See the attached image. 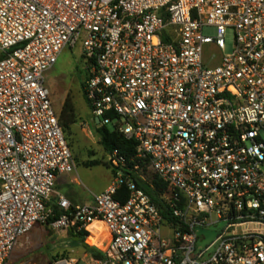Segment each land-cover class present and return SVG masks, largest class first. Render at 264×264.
Masks as SVG:
<instances>
[{
	"label": "built area",
	"instance_id": "built-area-1",
	"mask_svg": "<svg viewBox=\"0 0 264 264\" xmlns=\"http://www.w3.org/2000/svg\"><path fill=\"white\" fill-rule=\"evenodd\" d=\"M77 45L91 123L133 141L136 163L115 149L110 184L55 219L57 177L76 170L45 76ZM142 165L166 209L133 180L150 184ZM49 222L102 225L90 264H264V233L237 231L264 227V0H0V264Z\"/></svg>",
	"mask_w": 264,
	"mask_h": 264
},
{
	"label": "rangeland",
	"instance_id": "rangeland-1",
	"mask_svg": "<svg viewBox=\"0 0 264 264\" xmlns=\"http://www.w3.org/2000/svg\"><path fill=\"white\" fill-rule=\"evenodd\" d=\"M204 33L215 37L216 29L206 27ZM233 47L234 32L228 29L225 34L224 54H231ZM212 56L215 59L210 66L220 64L221 53L214 46L205 45L203 47L204 60L209 61ZM85 75L86 60L82 56L80 46L77 45L75 48H67L63 51L55 67L45 76V86L50 91L53 107L58 114L68 97L74 104L77 120L71 126L69 133H71V150L75 160V170L78 172L77 183L72 184L71 187H63L62 190L75 192L80 195L81 200L86 201L91 200V193H99L107 185L112 168H108L109 155L100 142L98 128L101 127L91 123V111L82 90ZM107 128L111 130V126ZM95 162H100V164L95 165ZM87 232L89 236L92 235L91 232ZM210 234L212 237V233ZM75 244V239L71 236L69 229L56 228L52 226V222L40 223L21 239L11 255L9 264H54L56 261L65 259H74L76 264H87L83 256L77 257V251L89 257L91 254Z\"/></svg>",
	"mask_w": 264,
	"mask_h": 264
},
{
	"label": "trees",
	"instance_id": "trees-1",
	"mask_svg": "<svg viewBox=\"0 0 264 264\" xmlns=\"http://www.w3.org/2000/svg\"><path fill=\"white\" fill-rule=\"evenodd\" d=\"M84 82V80H83ZM83 87V83H82ZM59 120L63 127V131L67 142L71 148V140L70 136L71 133V126L76 123L77 116L74 104L70 97H68L61 109L59 114ZM68 131V132H67ZM98 134L100 136V142L104 147L107 154H111L115 149H117L122 155H124L127 160L128 164L133 167L135 165V161H133V157L136 153V146L133 141L127 140L123 135L119 134L118 132L114 131L113 129H108L107 126L98 128ZM95 165H99L100 162H95ZM108 168H111L108 163ZM143 172L148 176L150 180V184L145 183L142 179L138 178L137 175H133V180L137 183V185L142 188L149 196L151 197L152 201L158 204L163 209H166L165 201L160 198L161 194H166L169 192L168 185L163 182L157 174L148 170L147 165H142ZM112 173L115 171L112 170ZM123 198H127L128 192L123 190ZM53 212L55 214V219L63 214L65 211L63 209H59L57 206L52 207ZM71 236L75 239L76 246H81L87 253L91 254L93 259H101L103 255L101 252L105 250L106 243L102 241V237L105 238L104 235V228L101 224L95 223L89 227L92 235L89 236V233L86 230H76V229H69ZM89 236V237H88ZM88 237V238H87ZM87 238V243H85ZM99 245L101 247V251H96L95 246ZM93 247V248H92Z\"/></svg>",
	"mask_w": 264,
	"mask_h": 264
},
{
	"label": "crops",
	"instance_id": "crops-1",
	"mask_svg": "<svg viewBox=\"0 0 264 264\" xmlns=\"http://www.w3.org/2000/svg\"><path fill=\"white\" fill-rule=\"evenodd\" d=\"M75 174V175H73ZM73 174H63V175H59L57 177V180L55 182V188H54V192L53 195L51 197L50 203H49V207L52 208L53 206H57L60 210L62 209L60 207V200L61 199H65L67 200L71 206H76V205H83V204H88L91 203L93 201V197L94 195H97L99 193H101L112 181L113 179V173L111 174L110 180L108 181L107 185L99 192V193H91V200H81L80 195H77L75 192L71 193L69 191H64L62 190L63 187H71L72 184H76L77 183V179H76V175L78 174L77 170L75 173ZM88 231L91 232L88 228ZM104 236V235H103ZM87 239V238H86ZM102 241H104V238H101ZM95 249L101 251L100 246L96 244ZM77 257H82L84 258V261L87 264H90L91 261L93 260L92 257H89L88 255H83L80 251H77ZM11 258V257H10ZM10 258L8 259L7 264H9Z\"/></svg>",
	"mask_w": 264,
	"mask_h": 264
},
{
	"label": "bare ground",
	"instance_id": "bare-ground-1",
	"mask_svg": "<svg viewBox=\"0 0 264 264\" xmlns=\"http://www.w3.org/2000/svg\"><path fill=\"white\" fill-rule=\"evenodd\" d=\"M243 230H254V231H260L264 233V227L258 224H248L244 226H240L237 228V231H243Z\"/></svg>",
	"mask_w": 264,
	"mask_h": 264
},
{
	"label": "water",
	"instance_id": "water-1",
	"mask_svg": "<svg viewBox=\"0 0 264 264\" xmlns=\"http://www.w3.org/2000/svg\"><path fill=\"white\" fill-rule=\"evenodd\" d=\"M99 122V120L98 119H96V123H98Z\"/></svg>",
	"mask_w": 264,
	"mask_h": 264
}]
</instances>
